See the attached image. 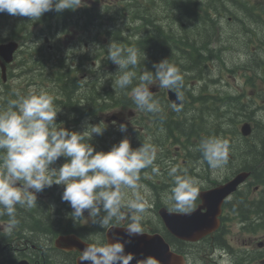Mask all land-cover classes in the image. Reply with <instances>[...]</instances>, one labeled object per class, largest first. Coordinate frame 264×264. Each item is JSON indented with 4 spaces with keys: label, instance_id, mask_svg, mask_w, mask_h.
Here are the masks:
<instances>
[{
    "label": "clouds",
    "instance_id": "9594fccd",
    "mask_svg": "<svg viewBox=\"0 0 264 264\" xmlns=\"http://www.w3.org/2000/svg\"><path fill=\"white\" fill-rule=\"evenodd\" d=\"M81 5L82 0H0V13L39 21L47 12L74 11ZM139 55L138 49L124 50L115 42L107 46V60L118 67V88L132 85L136 73L128 69L138 65ZM152 67L154 72L144 70L140 75L141 83L131 89V95L140 110L157 113L160 108L145 83L155 80L162 88L178 89L182 77L169 59ZM60 110L45 90L18 95L0 108V216L9 218L7 230L11 232L18 223L16 205L37 206V194L57 185L63 186L61 201L72 209L69 216L74 224L91 217L92 223L103 229L126 220L127 237L143 235L142 219L148 203L139 181L141 170L146 168L160 175L159 166L154 164L156 148L144 143L133 149L124 138L106 152L97 151L91 143L93 136H102L108 125L103 121L94 125L85 122L82 131H69L55 122ZM119 130L125 132L126 124L121 123ZM193 150L213 170L228 162L229 145L220 138H202ZM60 158L64 162L57 167ZM168 175L173 178L166 196L170 210L190 213L199 195V181L179 164L171 166ZM129 190L131 195L126 198ZM130 243L131 239L121 242L117 238L111 243L106 239L88 244L80 252L79 262L131 264L135 260V264H159L153 256L141 253L137 258L126 253L125 245Z\"/></svg>",
    "mask_w": 264,
    "mask_h": 264
},
{
    "label": "flooded vegetation",
    "instance_id": "af4514ba",
    "mask_svg": "<svg viewBox=\"0 0 264 264\" xmlns=\"http://www.w3.org/2000/svg\"><path fill=\"white\" fill-rule=\"evenodd\" d=\"M176 1L82 0L83 5H81V8L74 11L66 10L61 13L50 11L45 13L39 21H31L27 17L12 16L6 12L0 13V45L10 42L18 44L17 51L14 53L13 64L7 69V77L9 79H20L27 76L32 79L34 77L45 79L47 76L44 78L40 77L44 76L45 71H48L49 77L53 82L62 79L76 81V74L70 73L71 69L76 68V72L87 75L89 70L85 66L88 61L90 63L93 62L91 59L95 58L94 56L98 50L101 48L107 50V46L112 42L117 43L122 48L123 45L128 44V22L132 23L133 27L136 28L139 25L138 20L141 18L147 19L148 23L154 21L155 26L149 24L148 33L156 28V11L160 8L161 3ZM136 11L143 13L144 17L133 13ZM140 26L142 27L143 24ZM133 31L137 34L138 29ZM145 31L144 29L143 32L138 33L136 35L137 39L143 38ZM188 36L190 39L192 38L191 35ZM262 37L261 45L264 46V35ZM250 42H253L252 39H250ZM103 59L104 61H109L107 60V52ZM45 67H49V69H45ZM66 67L70 68V70L64 69ZM19 91L24 95V90ZM77 91L79 94L86 92L85 90ZM77 91H74L75 102L86 104L87 99L85 97H76ZM48 92L52 94L54 104L58 110L61 109L60 113L66 114V117L58 119V122L61 120L67 121L70 127L81 129L86 117H79L78 113L74 111L75 106L70 109L66 108L63 105V100L56 95L55 89ZM201 94L202 97H208V94L204 93V91ZM156 97H158V94ZM119 112L122 117L116 126L128 122L125 117L127 110ZM161 113L166 115L165 111L160 110L154 114L155 121L150 125L146 124L139 127V129L150 132L152 129L159 130L158 120L163 117ZM131 116H135V112ZM201 120L205 122L204 117H201ZM90 123L93 124L94 121ZM202 131L204 132V129ZM121 139L123 138L118 139V142ZM201 139L197 138L194 144L192 136L186 139L189 147L186 149L181 161L186 166L188 174L200 181L198 185L199 191H205L214 188L219 183H223L224 179H210L203 175V170L208 165L202 161L200 153L197 151L194 153L193 150ZM250 140L249 138L245 141L250 143ZM103 143L95 142L97 151H102V147L107 146L106 143ZM159 147L161 151L159 150L158 155L162 151L166 152L165 156L170 155L169 148L166 145H160ZM232 150H236V148ZM247 151L249 152L248 155L256 152L252 147L247 148ZM257 153L258 156H255L256 164L247 167L259 169L264 165L258 162L263 160L262 147L261 150H257ZM228 157L233 158V155L231 156L229 153ZM63 162V158L59 159L56 166L58 167ZM154 164L158 165V162ZM244 168L246 166L239 170ZM234 174H231V176ZM243 188L249 189L250 183L245 184ZM55 189L57 196H52L51 200H49L51 195L46 194L47 188L38 193L37 206L27 208L19 204L16 205L18 223L11 232L7 230L9 218L0 216V264H20L22 262H24L22 264H77V259L80 256L79 252L58 249L55 246L56 239L59 236L74 235L86 244L103 243L106 240L105 231L107 228L102 229L98 225L93 224V218L88 217L87 220H80L74 224L69 216L72 209L66 202L61 201L63 186L55 185ZM251 190V193L255 194L259 188L255 186ZM198 204L200 203L197 198L194 208ZM250 206V217L241 221L239 230L243 231L246 229L244 225L249 223V233L246 234L244 231L242 233L245 236L248 235L247 241L244 242L243 246L245 249L241 251L238 259H235V264H264V210L262 209L264 201H254ZM153 208L156 216V202H154ZM84 215L87 217V211H85ZM114 224L125 227L127 226V221L114 222ZM143 229L144 232L150 234L156 233V222L149 220L143 225Z\"/></svg>",
    "mask_w": 264,
    "mask_h": 264
},
{
    "label": "rangeland",
    "instance_id": "374dc122",
    "mask_svg": "<svg viewBox=\"0 0 264 264\" xmlns=\"http://www.w3.org/2000/svg\"><path fill=\"white\" fill-rule=\"evenodd\" d=\"M249 1V3H254L255 6L257 5H261L263 4L264 6V0H247ZM165 3H161L160 8L157 9L156 11V16H158V18H163L166 15V6L164 5ZM223 6V8L226 10H223V8L220 9V13L223 14V17L219 19V23L217 22V25L215 26V29H219L220 34V39L219 41L214 40V48L215 49H219L220 47H223L224 52L221 54V61H215V62H211L210 64L207 63L208 68L206 70L207 75H212L214 77H219V74H224L223 75V80L222 83L219 84L220 79L215 80V82L217 83H212L210 84V86L204 91V93H207L209 95H213L215 97H219L222 101H223V105L220 107L219 111H223V110H227L229 111L228 116L232 117V119H234V121L230 122V127L223 129V134L221 135V139L224 138V135L227 134L230 138H237L239 139V136H234L230 131H237L239 130V123L242 120L245 119H249L246 118V116L250 115V111L253 109L252 106L255 105V103H251V101L253 100L254 96V87L251 86H246V80H247V76L253 75L254 74L250 71H241L238 69V67L235 64H238L240 62H245L247 61V53L249 54V51L247 49V53L246 51L243 49L246 40L248 39L246 35H248V31L247 28H245L244 30L242 29V24L238 22V19H236V17L239 18V16H242V14H244L243 12H241L238 7L234 4L229 2L228 4H221ZM172 13H174L175 15H180V12L178 11V9H172L171 10ZM258 13H260L261 15H263V13L257 9L256 10ZM138 15L141 17H144L143 13H139ZM150 17V16H149ZM158 20V19H157ZM157 23H160L161 26H163L164 28L167 27H171L172 31L174 33H176V37L177 35H179L177 32H179L181 25H183V23H180L179 21L175 20L174 18H170L168 19L169 22L167 21H157ZM163 20V19H162ZM166 20V19H165ZM147 21V19H143L141 18L140 20H138V28L140 29V32H143V27H141V24H145V22ZM250 20L247 21V25L246 27H252L255 26L254 23H249ZM125 26V25H124ZM199 27V30H201L203 32V30H205V27H200V26H196L194 25V23L187 22V27H186V31L187 34L192 36L191 31L193 30V37L197 38V29ZM259 31L260 33L264 32V26L263 25H259ZM212 39H215V36L212 37ZM218 39V38H217ZM83 47V46H82ZM103 49V48H101ZM257 51V50H256ZM106 54V52H104L102 54V57ZM147 54V53H145ZM263 56V55H262ZM215 63V64H213ZM206 65V67H207ZM237 67V71L235 74H231L228 71L225 70V68L227 69H231L233 67ZM87 70L90 71H95L97 74L100 70H104V74H106L107 76H109L110 79H112V77H115V79L118 78L119 73L118 71V67L116 65H114L112 62L111 63H106V64H101L100 60L96 61V66H92V63H90V61H88V64L86 66ZM212 69V72H211ZM224 70V71H223ZM223 71V72H222ZM45 76H47L45 79H40L38 80V78L34 77V79L24 76L23 78L20 79H10L8 81V85L9 88L11 90H24L25 93L24 95H28L30 92H39L40 90H45L48 94H49V88L51 86V81H50V77H49V72L45 71L44 72V76L40 77V78H44ZM81 77V79L85 76L84 73H80V75H78V77ZM255 77V76H254ZM86 78V77H85ZM256 84L255 87H259L258 91H263V84L261 82V80L259 78L255 77ZM254 80V82H255ZM205 83L207 82V79L204 81ZM1 82H0V87H3ZM203 83L202 81L197 78H195V76L193 74H189L187 75V87L188 89L194 90V96H198L199 92L202 87H203ZM147 86V85H145ZM4 88V87H3ZM240 89V90H239ZM242 89V95L243 97L246 99V101L250 104V107L247 105V102L244 103V105L246 104V106L244 107V110H240L235 108V103H231L228 101V94L231 95H236L238 93L241 92ZM239 90V92H238ZM227 91V92H226ZM231 92V93H228ZM252 94V96L250 95ZM50 95V94H49ZM130 96L132 97L131 93ZM189 102H186L185 107L182 109V111H177V112H184V114L180 117V119L182 121H187L184 125V127H187V125L190 124H194L198 118L201 117V111L204 110L205 115L207 116L209 114V112L200 104V103H193L192 99H188ZM240 102V99L237 101ZM256 109L257 104L258 106H264V104L261 103V99H256ZM221 103H216L215 104V108H218L219 105ZM208 107L211 106V103L208 100ZM166 107V108H165ZM162 109H166L167 113H174L175 109L172 108L171 106H169L167 103L166 105L163 104L162 106H160V110ZM125 112V109H122ZM138 110V109H137ZM121 111L120 108H113L112 110H108V111H104V112H100L97 114L98 120L100 122L101 119H103V116L106 115V113H113V112H119ZM107 113V114H108ZM253 116L255 117V119L257 120V131L255 132L254 138L255 139H259V136L261 135V131L259 128V122L260 120H262L264 122V111H260V112H255V114H253ZM60 117L65 118L66 114L64 113H58L55 122L57 124H62V125H58V127L61 126H65L66 124H64L63 122H58V119H60ZM218 117L217 114H214L211 117L206 118V122L202 123L204 125V127L206 128H210L212 127V122L213 119ZM220 117H222L220 115ZM125 119V118H124ZM123 119V120H124ZM162 119V117H161ZM160 119V120H161ZM128 120V124H126L127 126V130L125 132H121L119 130V126H111L109 128H107V130L103 133L105 139H107L108 135H110V141L109 144L107 146L102 147L103 150L102 151H108L110 150L111 144L114 143H118V139L123 137L129 139L130 143H131V147L133 149L140 147L141 144L144 143H150L151 145H153L156 148V157H157V153L160 150V144H164L167 146V148H169V151L172 150L171 152V157L178 159L175 161V164H179V165H183L182 164V156L185 154V147L182 144H178L175 143L173 140L171 139H163L166 135V132L163 129H160L158 131H156V129H152V131H148V130H141L139 129V127L145 126L146 124H151L152 122L150 120H146L145 115L143 114V112L140 111H136L135 116H131L129 118H127ZM87 123L90 124V120L86 121ZM198 122L200 123L199 119ZM95 123H93L94 125ZM97 124V123H96ZM226 125V124H223ZM83 126V125H82ZM239 126V127H238ZM190 127V126H189ZM195 127V126H194ZM139 129V130H138ZM83 130V127H82ZM150 132V133H148ZM148 133V134H147ZM161 134H164L162 137L160 136ZM140 134L144 135V139L142 138V136H140ZM147 134V135H146ZM143 139V140H142ZM254 140V139H253ZM108 141V140H107ZM106 141V142H107ZM165 142V143H164ZM235 145L234 147L237 149H240L241 147H243L245 145V143L240 140V142L234 141L233 142ZM179 149V150H177ZM161 151V150H160ZM163 156L165 155V151H162ZM176 154V156L174 155ZM232 154L234 155V153L232 152ZM255 156H258L257 152H252L250 155L248 156H238L234 159H228L227 164L219 169H211L208 167H205L203 170V175L206 177H209L210 179L213 178H219L222 179L225 176H228L229 174H234L236 171H238L239 169H241L244 166H249V165H255L256 164V160H255ZM61 159V158H60ZM165 160H162L161 164H159V168H160V175H156L153 174L151 170H148L147 172L145 171L144 174V179L148 180L151 183H154L156 185V181L157 179L162 180L159 183V187L163 186V184L166 183H173V178H169L167 172L165 170H162L163 168L167 167V162H165ZM156 163V160L155 162ZM251 163V164H249ZM145 182V181H144ZM200 184V181H199ZM198 184V185H199ZM140 185H141V192L146 196L151 197V199L153 198V193L154 191L151 189V187L146 186L143 182L140 181ZM48 191L46 194L48 195H52L54 194V187L52 186L51 188H47ZM170 188H164L162 190H160L161 192V196L160 199L162 201V203L168 207L170 209V205L167 203L166 201V196L168 193V190ZM127 196L131 195L130 190L127 191L126 193ZM50 197V198H51ZM49 198V199H50ZM156 200L157 197H156ZM152 203V202H151ZM157 214L156 216L153 214V211L150 212H145V214L143 215V219H150L151 222H156V229L160 230V232H162V226L160 224H158V220H157ZM228 230L227 231V235L225 237V241L228 245V247H230L233 250H238L239 248H242V239L239 238L238 235V226L236 225H229L228 226ZM241 239V241H240ZM205 246L204 243H200L197 245H188L185 247L186 252L188 254V259H189V264H235V260H234V256L231 255V253H224V255H222V257H219V255L217 253H215V256L213 258H210L208 256H204V254H202V250L203 247ZM218 255V256H217ZM214 260V261H213Z\"/></svg>",
    "mask_w": 264,
    "mask_h": 264
},
{
    "label": "trees",
    "instance_id": "16d2710c",
    "mask_svg": "<svg viewBox=\"0 0 264 264\" xmlns=\"http://www.w3.org/2000/svg\"><path fill=\"white\" fill-rule=\"evenodd\" d=\"M204 1L207 2L206 5L204 4ZM229 2L234 3L241 12L245 13L246 17L252 19L255 22H259L260 15H258V12L256 10L258 9L260 11L261 8H264L263 4L255 6L254 3H249V1L247 0H200L199 2L195 0H187V2L182 4L179 3L175 6V8H177L180 12V15H175L174 13H172V9H169L168 17L174 18L180 23H183V25H181L180 27L179 32H177L179 34L177 35V37L176 33L172 31L171 27L164 28L163 26L158 25L156 23V28L154 30L149 31L148 33L147 30L145 31V40L137 42L136 44L128 43L129 46L132 45V48L138 49L140 55L138 65L134 68L130 66V68L128 69L134 71L136 73V76L133 78L132 85H130L127 89L118 88L115 85V82H110L112 79L103 80L102 78L97 77L88 86V91H90V94L88 95L89 97L87 99L86 104L82 102H80L79 104L74 100V90L78 89L76 81L65 79L56 80L52 82V88L56 90V95H58L63 100V105L66 108L70 109L72 108V106H75L74 111L78 113L79 117L94 118L97 110L104 111L105 108L107 109L116 106H121L123 109L138 108L134 104L133 99L128 98V92H130L133 87L141 83L139 77L140 75H142L144 70L154 72V69L152 67L154 63H158L163 59H169V62L179 69L180 75L182 77L180 87L178 89L173 88V90L182 92L185 97L191 98L193 100V103H200L205 109L209 111V117L213 116L214 114L220 116L218 112L220 109L215 108L214 106L216 103H222V100L219 97H212L211 95H209V97H202V94H199L195 97L193 94L192 96L191 90L187 87V75L193 74L195 78L199 80L205 81L206 79H208V82H211L210 79L206 76V74L203 75L206 72V63L211 61L212 59H217L216 61L221 60V54L223 52V49L219 48L217 50L213 46L215 43H213V41L219 40L221 33L219 32V29H215L218 17H214L212 13L208 12L209 10L216 12L220 11V9L223 8L221 4H227ZM223 10L225 9L223 8ZM239 18L242 17L239 16ZM166 21L169 22V20ZM191 21L196 26L206 28L202 32L201 30H199L198 27L197 38L193 37V30L191 31V39L188 36L189 34H187V22L191 23ZM213 36H215V39H212ZM143 53H147L145 54L146 59H144ZM247 59L251 60L252 63L256 64V68L253 74L256 78H259L264 84V62L262 61L264 59V53L260 52V50H257L254 53H250ZM238 67L246 68V63L241 64L240 66L238 64ZM219 76L222 77V73ZM152 82L159 83L158 81L153 80L146 82L145 84ZM248 84H253V78H248ZM163 90L164 88H162V92ZM163 97L164 96L162 95L161 97L153 96V99L157 102L159 108L163 104L166 105L167 103V101ZM208 100L211 103L210 107L207 106ZM7 101H9L8 98ZM98 102H103L104 104L99 105ZM235 104V108L239 109V102L236 101ZM6 106L0 105V108H4ZM162 110L166 112V115L164 113H161L163 117L161 120H158V123L166 132V136L163 139L178 138L173 135L174 130H177L180 134L185 136L186 127H184V125L186 123V120L182 121L180 119L184 112H177L181 110H175L174 113H167L166 109ZM240 110H242V108ZM146 113L151 118H155V113ZM221 120L222 117L214 118L212 125L214 126V124L220 123ZM199 129L200 131H202L201 127H199ZM214 132L216 131L214 130ZM199 133L200 132H197V134ZM94 137L97 140L102 141V136L94 135ZM94 137L91 141L92 144L95 140ZM259 182V184L264 183V174H261ZM159 189L162 190L163 188L159 187ZM239 198L241 200L246 199V197H244V195L242 194L239 195ZM263 201L264 197L262 196L260 202ZM241 204V207H231L230 209L242 219L249 217L251 203L241 201ZM262 209L264 210V207H262ZM214 235L215 237L213 240L212 238L209 239L210 248L215 246L224 247L225 243L222 241L220 233L217 232ZM173 242L180 244L179 241H176L174 239Z\"/></svg>",
    "mask_w": 264,
    "mask_h": 264
},
{
    "label": "water",
    "instance_id": "95a60500",
    "mask_svg": "<svg viewBox=\"0 0 264 264\" xmlns=\"http://www.w3.org/2000/svg\"><path fill=\"white\" fill-rule=\"evenodd\" d=\"M14 45L0 46V56L9 63L12 60V54L15 50ZM150 92H154L155 88L148 87ZM168 98L172 105H180V96L173 92H168ZM112 119H107L110 122ZM242 135L248 136L250 134V126L244 124L241 128ZM246 178L244 173L239 174L233 181L225 186L200 193L201 205L190 213H172L162 208L159 211V216L167 231L175 238L187 241L198 242L205 236L213 233L219 226L218 216L221 213V205L226 197L236 190L238 185ZM114 237V239L112 238ZM117 238L123 240L131 239L130 244L125 245L126 253H133L137 258L142 253L144 256H153L159 264H184L181 256L173 253L170 246L159 234L140 236H133L131 238L125 235V231L113 230L108 234L109 242H115ZM58 246L65 249H76L79 252L83 251L85 245L74 238H60ZM78 264L81 262L78 261ZM83 264H90V262H83ZM135 264V260L131 262Z\"/></svg>",
    "mask_w": 264,
    "mask_h": 264
},
{
    "label": "bare ground",
    "instance_id": "6f19581e",
    "mask_svg": "<svg viewBox=\"0 0 264 264\" xmlns=\"http://www.w3.org/2000/svg\"><path fill=\"white\" fill-rule=\"evenodd\" d=\"M214 61V60H213ZM192 129H194V126H190L187 128L188 131H191ZM95 147H97L95 144H94ZM103 146V145H102ZM263 211V210H262ZM264 212V211H263Z\"/></svg>",
    "mask_w": 264,
    "mask_h": 264
}]
</instances>
